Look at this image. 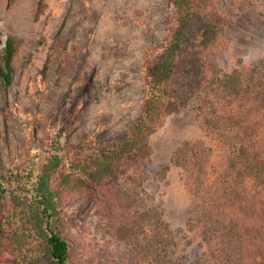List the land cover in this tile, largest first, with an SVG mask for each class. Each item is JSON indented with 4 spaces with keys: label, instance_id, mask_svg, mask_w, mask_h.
Instances as JSON below:
<instances>
[{
    "label": "rangeland",
    "instance_id": "obj_1",
    "mask_svg": "<svg viewBox=\"0 0 264 264\" xmlns=\"http://www.w3.org/2000/svg\"><path fill=\"white\" fill-rule=\"evenodd\" d=\"M219 16L229 41L218 68L248 76L264 60V0H220ZM170 17L168 0H0L1 60L10 40L15 48L11 80L0 74V180L14 166L41 164L49 136L68 113L67 154L50 190L73 264L214 260L197 225L186 171L173 157L184 139H203L212 149L213 179L236 129L204 126L200 102L192 99L149 136L151 161L143 173L117 175V152L109 147L144 108L143 65L155 62ZM186 59L197 60L198 81V52L183 54ZM176 79L196 82L182 70ZM106 164L110 171L100 168ZM98 167L99 179L91 175ZM8 187L0 195V264H49L32 197ZM251 256L263 260L264 247H254Z\"/></svg>",
    "mask_w": 264,
    "mask_h": 264
},
{
    "label": "trees",
    "instance_id": "obj_2",
    "mask_svg": "<svg viewBox=\"0 0 264 264\" xmlns=\"http://www.w3.org/2000/svg\"><path fill=\"white\" fill-rule=\"evenodd\" d=\"M168 1L169 34L157 49L155 62L143 65L144 108L129 132L109 146L117 152V175L143 173L151 161L149 136L169 115L179 113L192 99H198L199 118L204 126L237 131L233 149L213 179L208 175L212 149L203 139H184L173 157L186 171L185 184L192 195L197 225L210 256H214L213 261L203 263L264 264V259L256 262L251 256L254 247H264V60L254 64L248 76L237 70L220 72L217 56L229 41L226 22L219 16L220 0ZM14 51L10 40L4 62L0 58V74L6 81L11 80ZM190 51L199 55L201 78L198 81L197 60H181ZM50 56L51 52L46 63ZM185 64L189 65L187 69ZM180 70L196 82L176 79ZM69 120L68 113L58 120L41 164L14 166L8 180H0V195L12 184L16 194L21 190L32 197L35 212L43 221L42 237L49 264H73L71 246L57 225L50 190L56 169L65 162L64 139ZM100 168L111 170L109 164ZM99 171V167L95 168L92 177L101 178ZM168 262L186 264L176 259Z\"/></svg>",
    "mask_w": 264,
    "mask_h": 264
}]
</instances>
